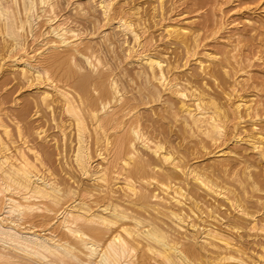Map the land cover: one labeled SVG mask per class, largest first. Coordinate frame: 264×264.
Returning <instances> with one entry per match:
<instances>
[{
	"label": "bare ground",
	"instance_id": "bare-ground-1",
	"mask_svg": "<svg viewBox=\"0 0 264 264\" xmlns=\"http://www.w3.org/2000/svg\"><path fill=\"white\" fill-rule=\"evenodd\" d=\"M147 1L0 0V264H264V82Z\"/></svg>",
	"mask_w": 264,
	"mask_h": 264
},
{
	"label": "rangeland",
	"instance_id": "rangeland-1",
	"mask_svg": "<svg viewBox=\"0 0 264 264\" xmlns=\"http://www.w3.org/2000/svg\"><path fill=\"white\" fill-rule=\"evenodd\" d=\"M245 1H246V3H245ZM135 2L139 3L141 6L144 7L143 9H145V11L149 12L148 9H150V3L148 4L147 0H135ZM166 2L167 3L170 2L169 3L170 5L168 6V4L166 3L167 6L166 5L164 6L165 7L164 14H163L164 19L162 20L163 24H161L162 22L157 23L156 20L159 17H157L153 21L150 18L149 19L151 21L147 18L148 24L151 27H153L155 22L158 24V25H154L155 27L151 28V30H150L152 35H153L154 41H156V39L160 35L159 34L160 30H161L160 27H162V26H160L159 24L166 25V23L172 24V23H176L177 21H178V23H181V21H182V23H185V21H186L187 24L189 23V25H192V27L197 28L199 30V44H200V46H203V47H200L201 49L200 48L198 49L199 53H200V51H202L206 48L205 50L206 51L208 50L209 52L212 51L215 53L216 51L217 52L218 51H220V52H225V51L228 52L229 51L228 52L229 55H235V57H237V55H238L243 60L248 58L250 67L249 66L246 67V70L244 69L245 71L244 70L241 72L239 71L238 72L239 74L236 73V75L234 77H237L240 84L242 82V85H244L245 87L250 86L247 88L249 92H253L252 91L253 88L251 86L255 87L256 85H260V86H257V89L261 88V85L264 82V78H263L264 77V68H263L264 67V64H263V60H264V57H263L264 56V45H263L264 44V21H263L264 20V16H263L264 15V0H252V2H251V0H171V1L168 0ZM166 7H167V10H168V8L171 10H168V12H166L167 11ZM212 11L214 13H212ZM197 12H198V14H197ZM181 13L183 14V17H182ZM184 15H185V17H184ZM202 15H204V16H202ZM179 17H181V18H179ZM251 17H252V19H250ZM246 20H249V21H246ZM158 21H159V19H158ZM259 21H260V23H259ZM217 22H219V23H217ZM151 23H152V25H151ZM256 24H257V26H256ZM201 32H202V34H200ZM231 32H233V33H231ZM212 33L214 34V37H213ZM231 34H233V35L231 36ZM249 34L250 35L252 34V37ZM235 36H236V38H235ZM154 37H156V39ZM216 38H217V41H216ZM160 39H161V36H159V39L156 41L157 42L156 44L159 45L160 49H162V46H164L163 49H165L166 46L163 43L164 40H160ZM227 44H228V46H227ZM225 46H226V48H225ZM233 46H235V47H233ZM222 48H224V49L222 50ZM230 50H232V51H230ZM234 50L237 52H235ZM244 50H246V51H244ZM233 53H235V54H233ZM256 54H258V55H256ZM246 55H248V56H246ZM253 56L256 57L258 60L256 58H254ZM259 56H261V57H259ZM170 57H173V54H171ZM254 59H256V60H254ZM250 60H252V61H250ZM246 61H245V63L248 64V61L247 62ZM191 63H192V61H191ZM231 63H232V60H231ZM256 64H258V65H256ZM229 71H230L229 74L233 75L232 70L229 69ZM231 72H232V74H231ZM242 72H243V74H242ZM262 75H263V77H262ZM234 77L232 76L231 78L234 79ZM250 77H252V78H250ZM228 80L232 81V79L231 80L228 79ZM245 80L248 82L245 83ZM251 83H253V84H251ZM254 83L256 85H254ZM259 83H261V84H259ZM260 93L263 94V92H260ZM15 95H13V96H15ZM7 106H9V104ZM246 123L248 124V122H244L242 124H243V126L248 127V125ZM241 145L237 146V148L238 147L241 148L244 146L243 144H241ZM250 155H251V153L248 154L249 157H251Z\"/></svg>",
	"mask_w": 264,
	"mask_h": 264
}]
</instances>
